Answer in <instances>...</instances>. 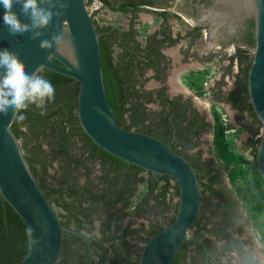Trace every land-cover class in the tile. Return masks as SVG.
I'll use <instances>...</instances> for the list:
<instances>
[{
  "label": "trees",
  "instance_id": "16d2710c",
  "mask_svg": "<svg viewBox=\"0 0 264 264\" xmlns=\"http://www.w3.org/2000/svg\"><path fill=\"white\" fill-rule=\"evenodd\" d=\"M87 1L88 5L92 2ZM101 1L110 4L109 0ZM94 22L98 28V22ZM109 37H100L102 67L106 93L119 126L161 139L193 164L202 190L203 206L196 223L200 233L208 231L228 237L222 224L230 220L233 223L242 202L264 245L262 201L258 196V192L264 190V180L256 164L264 125L248 100V74L253 59L248 57L249 63L238 76V87L228 97L240 111L247 109L252 121L236 129L215 105L212 128L216 159L203 161L200 151L194 156L189 151L199 145V135L207 129L205 117L191 107L190 101L168 99L164 91L160 93L163 109L150 107L149 104L155 103L153 90L146 89L139 79L145 74L130 68L125 59L126 51L118 56L113 54V40ZM245 58L241 55V64ZM42 74L56 89L55 101L47 105L45 115H40V110L32 105L24 113L25 121L12 124L33 174L51 203L61 208L58 215L66 228L96 236L92 240L94 264H139L143 245H137L136 239L146 243L174 222L178 201L173 217L165 226L151 223L149 229L144 225L132 228V221L125 225L126 216L154 210L164 215L170 208L169 198L179 197L176 180L130 164L100 147L80 123V83L48 68H43ZM244 129L253 134L248 142L253 158L249 164L238 158L228 139L230 130H236L237 136ZM95 168L99 169V174L94 173ZM136 194L138 197L132 199ZM206 211L210 212L209 216L204 214ZM237 243H229L226 249L237 247L242 252V244ZM29 246L26 223L10 203L0 197V264H19ZM209 246L212 252L216 251L211 243ZM205 256L201 243L183 244L175 264H199ZM58 264H89L88 243L79 236L64 234ZM203 264H218V261L210 259Z\"/></svg>",
  "mask_w": 264,
  "mask_h": 264
},
{
  "label": "water",
  "instance_id": "95a60500",
  "mask_svg": "<svg viewBox=\"0 0 264 264\" xmlns=\"http://www.w3.org/2000/svg\"><path fill=\"white\" fill-rule=\"evenodd\" d=\"M240 3L250 4L256 17V48L248 74V90L249 100L264 125V0H241ZM41 7L62 14L54 16L47 28L34 30L43 33L36 40L31 39L32 31L10 36L0 7V49L18 52L30 74L43 66L77 80L80 83L78 116L93 141L130 164L171 176L178 184L176 218L143 245L139 264H175L183 244L199 242L206 247L202 240L189 237L202 208L199 174L193 164L176 153L172 145L148 133L121 127L117 122L104 83L101 33L94 24L87 0H50V3L41 0ZM15 10L20 11L19 5ZM20 18L31 23L23 15ZM61 31L66 39L58 50L39 47L41 40L51 39ZM13 122L11 111L6 117L0 114V197L10 203L27 226L30 246L19 264H58L64 234L83 238L89 245V264H94L92 240L95 237L62 224L28 164L20 140L12 130ZM256 164L264 180V128Z\"/></svg>",
  "mask_w": 264,
  "mask_h": 264
},
{
  "label": "flooded vegetation",
  "instance_id": "af4514ba",
  "mask_svg": "<svg viewBox=\"0 0 264 264\" xmlns=\"http://www.w3.org/2000/svg\"><path fill=\"white\" fill-rule=\"evenodd\" d=\"M109 1L110 4L106 5L101 0H92L89 7L93 21L98 22V28L95 26L101 36L108 35L113 40V54L118 56L126 51L125 59L128 60L130 68L136 73L145 74L139 79L146 89L153 90L155 103L149 104L150 107L163 109L161 91H164L168 99L180 98L182 102L190 101L191 107L196 108L205 117L208 125L206 131L199 135V145L189 153L194 156L200 151L203 161L216 159L214 155L206 156L202 148L203 143L209 142L210 147L214 148L213 107L220 106L230 117L232 114L227 105L235 110L239 118L235 123L236 129L243 128L244 124L252 121L248 110L240 111L228 97L236 91L238 76L249 63L248 57H254L255 14L251 9H246V6L240 3L241 0ZM241 55L246 56L243 64L240 61ZM205 74L217 75L208 94L211 99L210 106H203L195 100L199 94L186 89V81L183 78V75ZM228 77L233 81H228ZM243 133L253 137L249 130L244 129L240 134ZM250 138L246 142L249 151ZM94 173L99 174V169L95 168ZM137 197L138 194L132 199ZM169 200L170 208L164 215L154 210L139 216H126L125 225L129 221L133 223L132 228L144 225L149 229L151 223L167 225L174 215L177 197ZM118 206L121 207V204ZM204 214L209 216L210 212L206 211ZM211 227L210 224L208 228ZM222 227L229 233L228 237L208 231L200 233L196 224L190 230L189 237L200 239L206 245H202L206 250L205 259L201 258L199 264L209 263L210 259L217 260L218 264H264V245L242 202L238 205L233 223L231 220L226 221ZM85 233L91 238H96ZM136 241L137 245L145 244L139 238ZM231 242L242 244L243 251L237 247L226 249ZM209 243L216 251L210 250Z\"/></svg>",
  "mask_w": 264,
  "mask_h": 264
},
{
  "label": "clouds",
  "instance_id": "9594fccd",
  "mask_svg": "<svg viewBox=\"0 0 264 264\" xmlns=\"http://www.w3.org/2000/svg\"><path fill=\"white\" fill-rule=\"evenodd\" d=\"M17 5L20 7L19 12L15 10ZM0 7L3 8L2 21L8 34L15 37L32 31L33 40L43 35L41 31L34 30L47 28L54 16L62 14L41 7V0H0ZM22 15L31 23L23 22L20 18ZM65 39L63 31L57 32L51 39L41 40L39 47L43 50L55 47L58 50ZM0 70H3L0 75V114L6 117L11 111L12 119L22 123L27 119L24 113L32 105L40 110V115L47 113V105L55 101L56 89L42 74L43 66L30 74L19 53L4 48L0 49Z\"/></svg>",
  "mask_w": 264,
  "mask_h": 264
},
{
  "label": "rangeland",
  "instance_id": "374dc122",
  "mask_svg": "<svg viewBox=\"0 0 264 264\" xmlns=\"http://www.w3.org/2000/svg\"><path fill=\"white\" fill-rule=\"evenodd\" d=\"M91 11V7H89ZM107 15V11L104 12ZM105 15V16H106ZM111 21V20H109ZM185 82V87L186 89L190 90L191 92L195 93L197 92L199 96L195 100L202 104L203 106H210L211 99L209 98V90L214 84V81L216 80V74H205V75H183ZM228 81H233L232 78L228 77ZM202 87V89H200ZM217 106V105H216ZM156 108V106L154 105ZM215 107V106H214ZM159 108V107H158ZM227 108L231 111V116L220 106H217V109L221 110L223 116H227L228 121L233 123L234 127L236 126V121L239 119L238 118V113L235 110H232L229 105H227ZM236 130H230L229 131V145L230 148L235 152V154L238 156V158L243 162V163H251L253 161V158L250 154L249 149L247 148L246 142L248 141V138L251 137V135L247 133L235 135ZM21 142V141H20ZM202 148H204V153L206 156L214 155L213 151L214 149L210 147V142L209 143H203ZM54 172V170H52ZM258 196L260 200L262 201V221H264V190H260L258 192ZM178 201V197H177ZM57 213L62 212L61 208L54 205ZM142 220V219H141ZM251 226V224H250Z\"/></svg>",
  "mask_w": 264,
  "mask_h": 264
},
{
  "label": "bare ground",
  "instance_id": "6f19581e",
  "mask_svg": "<svg viewBox=\"0 0 264 264\" xmlns=\"http://www.w3.org/2000/svg\"><path fill=\"white\" fill-rule=\"evenodd\" d=\"M243 7H245V6H243ZM246 9H251V5L249 4L248 6H246Z\"/></svg>",
  "mask_w": 264,
  "mask_h": 264
},
{
  "label": "built area",
  "instance_id": "2783aa9c",
  "mask_svg": "<svg viewBox=\"0 0 264 264\" xmlns=\"http://www.w3.org/2000/svg\"><path fill=\"white\" fill-rule=\"evenodd\" d=\"M223 117H224V119H225V120H227V121H228V118H227V116H223Z\"/></svg>",
  "mask_w": 264,
  "mask_h": 264
}]
</instances>
